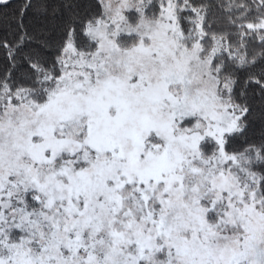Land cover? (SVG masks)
<instances>
[{
	"label": "snow or ice",
	"instance_id": "6c2138e0",
	"mask_svg": "<svg viewBox=\"0 0 264 264\" xmlns=\"http://www.w3.org/2000/svg\"><path fill=\"white\" fill-rule=\"evenodd\" d=\"M0 264H264V0H0Z\"/></svg>",
	"mask_w": 264,
	"mask_h": 264
}]
</instances>
